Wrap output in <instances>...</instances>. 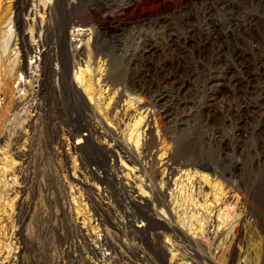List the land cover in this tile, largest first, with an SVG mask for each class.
<instances>
[{
    "label": "rangeland",
    "instance_id": "rangeland-1",
    "mask_svg": "<svg viewBox=\"0 0 264 264\" xmlns=\"http://www.w3.org/2000/svg\"><path fill=\"white\" fill-rule=\"evenodd\" d=\"M121 1L18 0V4L25 8L36 3L40 8L45 3L51 5L50 22L55 28L54 37L57 42L61 41L63 50L67 52V67L62 70L58 46L54 45L50 61L52 73L47 80L44 96L40 93L43 47L37 45V36H33L34 30L30 29V23L37 24L40 19L32 20L26 11L21 14L28 20L24 26L25 40L34 46L33 51L24 57L18 47L17 35L13 37L15 26L12 22L0 24V77L2 76L1 82H4L3 88H8L6 92H0V108L7 99H13L17 105L13 110H7L5 113L8 117L4 116L0 122V243H7L11 238L10 234L17 229L15 218L18 215L22 218V237L18 240L19 247L13 249H21L16 264H108L111 261L110 249L101 241L105 226L120 247L117 264H159L147 245H154L159 256L158 247L162 245L166 264H227L231 254L234 256L232 264H264V231L250 219H246L241 226V237L236 240L237 218L240 216L238 205L231 201L230 204L220 203L213 207V202L209 199L213 190L210 191L202 183L200 192L195 184L201 179L197 175L188 178L189 173L185 167L178 171L177 185L170 183L167 186L163 182L161 185L160 179L166 174L161 170L163 161H154L153 173L150 161L140 152L144 137H140L137 147L132 145L137 169L134 168V173H129L123 180L128 184L134 183L137 187L140 183L145 186H141V190L150 199L152 220L136 211L122 183L111 182V177L117 179L121 174L116 173L114 168L121 164L130 168L132 160L130 162L125 157L120 158L112 150V142L108 136L106 139L98 137L100 141L97 147L95 143L82 138L77 148H72L76 137L70 133L69 122L73 117L78 118L75 115L79 106L87 109L85 105H90L93 108L92 112L86 110L85 114L91 115L100 129L104 130V127L101 128L104 124L115 131L117 136L124 137V140L130 133L131 119L136 115L133 106L128 107L123 114L106 106V97H102L100 106L99 103L96 104V97H92L97 94L98 84L102 83L95 81L99 72L103 76L115 73L121 77L118 83L107 85L102 96L117 89L124 93L118 97L120 103L128 95L140 110L146 108L151 115L149 118L156 119L155 124L150 125L157 147L166 150L172 147L169 133L173 130H167L163 139L162 121L159 116H155L153 107H145L146 95L125 90L123 86L126 84L125 78L137 66L135 51L140 48L143 33H156L153 22L146 24L139 19L143 16L151 19L155 15H166L171 25L173 22L178 28L179 22L173 11L181 7L193 10L195 0H149L148 3L134 7L131 13L109 15L110 9L121 7ZM15 2L16 0H0V18L13 14ZM108 4L111 7L108 8ZM153 20L154 18L151 19ZM4 30L6 32L3 33ZM84 67L86 72L81 75L80 69ZM198 94L196 98H199L200 93ZM106 107L109 108L108 112L110 110L111 120L105 115ZM33 113L37 114L33 126L25 127L27 118ZM250 121L251 117L244 120L243 127L250 125ZM86 132L82 130L80 133ZM222 136L228 137L230 145L225 149L228 155L225 174L229 176V182H235L242 172L244 187L248 190L251 186L249 176L254 181L253 191L258 190L256 194L264 196V147L254 139L247 144L241 143L240 147L231 146L230 136L233 135L228 127L224 129ZM17 138L20 140L16 142ZM127 140L126 145L130 146L131 139ZM18 142H21L20 145ZM14 145L22 147L19 153H14ZM258 160L260 170H257ZM239 165H242L240 169L237 167ZM91 171L95 176H91ZM208 172L216 181L222 180L212 170ZM11 175L13 184L8 180ZM99 175L103 179H99ZM133 175L140 182H135ZM79 179L89 185H84ZM147 184H154L163 192L164 203L160 204L152 199ZM14 189L21 191L13 192ZM192 195L194 200H189L188 197L191 199ZM204 199L206 206L203 208L201 203ZM17 209L20 210L18 213ZM165 221L176 226L175 230L164 226ZM128 222L134 229L138 225L139 231L132 230ZM159 222L162 225H158ZM175 242L183 247L176 250ZM88 246L97 248L96 256L91 255ZM127 248H133L136 255ZM2 253L6 254L4 247L0 256Z\"/></svg>",
    "mask_w": 264,
    "mask_h": 264
},
{
    "label": "bare ground",
    "instance_id": "bare-ground-1",
    "mask_svg": "<svg viewBox=\"0 0 264 264\" xmlns=\"http://www.w3.org/2000/svg\"><path fill=\"white\" fill-rule=\"evenodd\" d=\"M122 1L123 3L119 9H110L108 14L131 13L134 7L148 3L149 0ZM193 5V10L189 8L187 10L183 7L174 9V15L179 22L178 28L175 26L176 24L173 25V22L171 25L166 15H155V17H152L154 18L153 21L148 16H143L141 20L139 19L143 23H154L153 27L156 33H143L140 48L135 51L136 59H134L137 60V66L133 65L134 70L126 78L124 77L126 84L123 87L125 90H130L139 95L141 93L146 95L145 107L148 105L153 107L155 116H159L162 121L163 139L167 130L172 128L173 131L169 133V139L172 141L171 149L166 150L157 147V140L152 133V126L150 125L152 123L154 125L156 119L152 120V117L149 118L151 115L148 114L146 108L140 110V107L135 106V102L131 101L128 95L120 103L118 97L124 93L118 92L117 89L110 90L111 94L107 93L106 96H102V92H105L107 85L118 83L121 81V77L115 73V75L106 73L103 76L100 72L97 74L99 70L96 72L97 78L95 81H98L96 83L102 81V83L98 84V95L92 96L93 98L96 97V104L100 102L102 97H106V106L109 105L110 109H117L116 111L119 110L123 114L128 107L133 106L135 108L136 115L133 118L131 117V130L128 129L130 133H126L128 135L127 138L131 139V144L127 146L126 142L129 141L127 138L126 141L124 137L117 136L115 131L104 126V124L102 125V122H100L101 128L104 127V130L96 126L91 115L85 114L86 110L92 112L93 108L90 105H85L87 109L79 106L75 115L78 118L73 117L69 122L70 133L76 137L72 143V148H77V144L82 138L95 143L97 147L100 141L98 137L106 139L108 136L112 142V150L120 158L125 157L130 162L132 160L130 168L122 164L114 168L116 173L119 172L121 174L117 179L111 177V182L122 183V187L126 189L127 196L136 211L145 215L148 220H152L150 218V199L141 190L145 186L140 183L137 187L134 183L128 184V182L123 180V178L126 179L128 177L129 173H134L132 172L134 168L137 169L135 166L137 160L132 145L137 147L140 137H144L140 145V152L150 161L153 167L151 171L155 172L153 163L156 159L163 161L161 170L163 173L166 172V174L160 179L161 185L162 182L167 186L170 183L177 185L178 171L185 167L189 173L188 178L197 175L201 179L195 184L200 192H202V183L208 189L210 188V191L213 190L211 197H209L213 202V207H217L220 203L227 205L231 201L234 202V205H238L240 216L237 218L235 239L239 240L241 237V226L246 219H250L264 231V196L259 197L256 194L259 191H253L254 181L249 176L248 179L251 186L248 190L246 186L244 187L242 172L241 176L235 179V182H229V176L225 174V161L228 157L225 149L230 145L227 142L228 137L224 138L222 132L227 127L232 131L233 136H230L231 146L240 147L241 143L247 144L251 139H254L257 144L264 147V0H195ZM106 6L104 5L103 7ZM13 7V14L0 18V24L6 22L7 25L12 22L15 26L13 37L16 34L19 39L18 47L21 50L22 57L30 54L34 46L25 40L24 26L28 23V20L24 19L21 14L26 11V14L32 20L34 18L40 19L37 24L30 23V29L34 30L32 32L33 36H37V45L43 47L40 93L44 96L47 80L52 73L50 61L53 57L52 49L54 45L58 46L62 70L67 67V52L63 50L61 41L57 42L55 39V28L50 22L51 5L45 3L40 8V5L36 3L25 8L19 5L18 0H16ZM109 7H111V4H108ZM13 45H15V42H13ZM93 47L95 48V42H93ZM85 72V67L82 70L80 69L81 75ZM1 80L2 76L0 77V92L4 93L8 88H3L4 82H1ZM198 93H200V96L196 98L199 95ZM98 106H100V103ZM16 107L17 105H15L13 99H7L0 108V122L7 115L5 113L7 110H13ZM109 108L106 107L104 112L107 119L111 120L110 110L109 112L107 110ZM36 115V113H33L31 117L27 118L25 127L30 128L33 126ZM92 116L94 117V115ZM250 117V125L247 126L246 124V128H244V120H249ZM82 130L87 131L82 133L84 136L80 133ZM19 140L17 138L15 141ZM20 148L18 145H14V153H19ZM112 150L109 151L112 152ZM241 151L244 150L241 149ZM181 154L182 156H180ZM93 159L97 158L93 157ZM258 163L259 167L257 170H260L259 160L257 161ZM241 166L237 167L240 169ZM208 170H212L214 175L217 173L221 177L220 180H222L216 181L215 177L211 178ZM104 171L106 172V169ZM89 173L91 176H95L94 172L91 171ZM106 173L110 175L109 172ZM12 176L8 180L11 181ZM133 176L135 177V182H140L138 177ZM99 179H103V177L99 175ZM179 182L181 183L182 180ZM81 183L86 186L89 185L86 181H81ZM191 183H193V180H191ZM147 188L151 191V197L154 201L160 204L164 203L163 192L158 187L154 184L151 186L147 184ZM87 189L88 191L90 190V188ZM15 191L18 193L21 190L14 189L13 192ZM205 194L207 195V193ZM188 199L194 200L193 195L191 199L189 197ZM205 202L206 200L204 199L203 203H201L203 208L206 206ZM19 211L17 209L16 213ZM15 219L17 229L10 234L11 238L7 243H0V251L4 247V252L6 253L1 254L0 264H16V259L20 256L21 249L16 251H13V249L19 247L17 245L18 240H21L22 237V218L17 215ZM164 223V226L170 230H175L174 227L176 226L166 221ZM128 225L132 230L139 231L138 225L135 226V229L130 222H128ZM158 225H162V222H159ZM12 239H14V242ZM174 239L176 240V237ZM101 241L103 245L110 249L109 257H111V261L108 264H117L116 258L120 247L113 240L106 226ZM160 246L158 247L160 256L156 253L154 245L153 247L147 245V248L149 252L154 253L159 264H166L163 257L165 249L162 245ZM88 247L91 255L96 256L97 248L94 246ZM182 247L181 244L175 242L176 250ZM127 249L133 255H136L133 248ZM233 261L234 256L231 254L227 264H232Z\"/></svg>",
    "mask_w": 264,
    "mask_h": 264
}]
</instances>
